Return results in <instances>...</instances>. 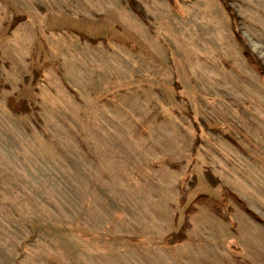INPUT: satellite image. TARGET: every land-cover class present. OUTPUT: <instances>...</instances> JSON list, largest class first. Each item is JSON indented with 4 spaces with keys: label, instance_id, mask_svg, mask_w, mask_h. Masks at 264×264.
<instances>
[{
    "label": "rangeland",
    "instance_id": "374dc122",
    "mask_svg": "<svg viewBox=\"0 0 264 264\" xmlns=\"http://www.w3.org/2000/svg\"><path fill=\"white\" fill-rule=\"evenodd\" d=\"M242 46L264 0H0V264H264Z\"/></svg>",
    "mask_w": 264,
    "mask_h": 264
},
{
    "label": "trees",
    "instance_id": "16d2710c",
    "mask_svg": "<svg viewBox=\"0 0 264 264\" xmlns=\"http://www.w3.org/2000/svg\"><path fill=\"white\" fill-rule=\"evenodd\" d=\"M221 1H222V3L224 4V1H225V0H221ZM224 6H225L226 11L229 13V15H231L232 17L235 18V15H234L233 11L230 9V7L226 6V4H225ZM233 27H234V26H233ZM237 35H238V34H237ZM238 37L240 38L239 35H238ZM242 53H243V55H244L245 57L248 58V60H250V61L252 62V64L255 63L253 66H255V68H256V69L261 73V75L264 77V70H263V68H261V66L258 64V61L254 58V56L251 55V54L249 53V51H248L245 47H243V46H242ZM248 213H251V212L248 211Z\"/></svg>",
    "mask_w": 264,
    "mask_h": 264
}]
</instances>
